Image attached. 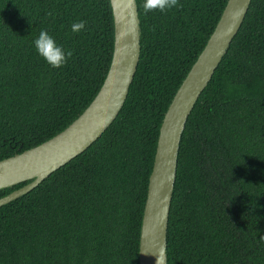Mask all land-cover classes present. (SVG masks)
Wrapping results in <instances>:
<instances>
[{"label":"trees","instance_id":"1","mask_svg":"<svg viewBox=\"0 0 264 264\" xmlns=\"http://www.w3.org/2000/svg\"><path fill=\"white\" fill-rule=\"evenodd\" d=\"M135 2L140 55L122 109L88 149L0 207V264H138L160 125L227 0H180L163 14ZM79 20L86 31L73 33ZM42 28L72 50L64 67L36 55ZM113 38L109 0H0V161L54 137L89 106ZM262 236L264 0H251L181 136L167 264H264Z\"/></svg>","mask_w":264,"mask_h":264},{"label":"water","instance_id":"2","mask_svg":"<svg viewBox=\"0 0 264 264\" xmlns=\"http://www.w3.org/2000/svg\"><path fill=\"white\" fill-rule=\"evenodd\" d=\"M109 3L114 27L113 51L102 86L89 106L63 131L0 161V190L30 181L0 198V207L31 192L88 149L122 109L139 61L140 27L135 0H109ZM250 3L251 0H227L214 31L164 114L142 215L138 264H156L157 248L166 247L181 136L195 103L238 33Z\"/></svg>","mask_w":264,"mask_h":264},{"label":"clouds","instance_id":"3","mask_svg":"<svg viewBox=\"0 0 264 264\" xmlns=\"http://www.w3.org/2000/svg\"><path fill=\"white\" fill-rule=\"evenodd\" d=\"M180 6V0H143V11L145 14L151 12L165 13L176 9ZM73 33L86 31V22L79 20L70 25ZM32 47L38 57H40L46 65L52 69H60L64 67L68 59L72 56V50L65 48L58 43L55 37L47 30L40 29L36 37L31 41ZM264 238V236H262ZM156 264H165L166 247L157 248L155 253Z\"/></svg>","mask_w":264,"mask_h":264}]
</instances>
